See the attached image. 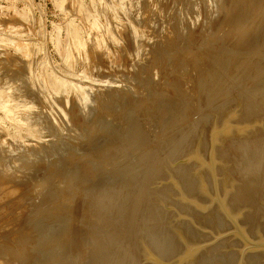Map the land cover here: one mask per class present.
Listing matches in <instances>:
<instances>
[{"label": "rangeland", "instance_id": "obj_1", "mask_svg": "<svg viewBox=\"0 0 264 264\" xmlns=\"http://www.w3.org/2000/svg\"><path fill=\"white\" fill-rule=\"evenodd\" d=\"M144 1L145 7L141 0H0V174L14 176H0V264H18L12 255L18 246L40 261L49 252L57 264H77L69 230L87 246L92 219L85 199L108 198L113 152L130 129L157 38L167 29L180 47L197 48L236 6L235 0ZM248 2L263 46L264 0ZM52 188L56 198L47 192Z\"/></svg>", "mask_w": 264, "mask_h": 264}, {"label": "water", "instance_id": "obj_2", "mask_svg": "<svg viewBox=\"0 0 264 264\" xmlns=\"http://www.w3.org/2000/svg\"><path fill=\"white\" fill-rule=\"evenodd\" d=\"M113 172L104 264H264V49L248 0L197 48L162 31Z\"/></svg>", "mask_w": 264, "mask_h": 264}, {"label": "bare ground", "instance_id": "obj_3", "mask_svg": "<svg viewBox=\"0 0 264 264\" xmlns=\"http://www.w3.org/2000/svg\"><path fill=\"white\" fill-rule=\"evenodd\" d=\"M141 1H143V6L144 5H146L147 3L144 1V0H141ZM149 1V0H148ZM242 1H244V0H235V2H236V5L237 4H239L240 2H242ZM144 2L146 3V4H144ZM139 3H142V2H139ZM145 7V6H144ZM253 9V8H252ZM179 10V9H178ZM230 10V9H229ZM229 10H227V11H229ZM233 10V9H232ZM153 11V10H152ZM226 11V13H227V15H226V17L228 16V12ZM229 12H231V11H229ZM179 13V12H178ZM230 14V13H229ZM143 15V14H142ZM145 15H147L146 13H145ZM160 16V15H159ZM165 17H166V15H165ZM143 19V18H142ZM151 20V19H150ZM170 20V19H169ZM164 21V20H163ZM166 22V21H165ZM171 24V23H170ZM181 24V23H180ZM177 26V25H176ZM148 27V26H147ZM163 27V26H162ZM257 30H258V27H257ZM151 31V30H150ZM151 34V33H150ZM153 34V33H152ZM188 35V34H187ZM151 36V35H150ZM155 45V44H154ZM155 47V46H154ZM153 48V47H152ZM151 48V49H152ZM146 49V48H145ZM263 49H264V45H263ZM150 50V49H149ZM151 51V50H150ZM155 52V51H154ZM152 54H154L153 53V51L151 52ZM150 53V54H151ZM151 54V55H152ZM149 57H151L152 58V56H149ZM154 57V56H153ZM152 60V59H151ZM147 61H148V57H147ZM141 62H143V61H141ZM150 62V61H149ZM147 63V62H146ZM151 63V62H150ZM150 63H148V64H146V65H149ZM153 63V62H152ZM144 64V63H143ZM154 64V63H153ZM151 66L150 67H153L152 66V64H150ZM142 66V65H141ZM140 66V67H141ZM144 66H145V64H144ZM140 67L138 66V68L140 69ZM144 69V68H143ZM147 69V68H146ZM149 69V68H148ZM147 69V70H148ZM152 69V68H151ZM142 71V70H141ZM140 71V72H141ZM144 71H146V70H144ZM144 71H143V73H144ZM149 72H150V69L148 70ZM9 72V71H8ZM7 73V72H6ZM12 73V72H11ZM138 73V72H137ZM146 73V72H145ZM5 74V73H4ZM15 74H17V73H15ZM139 74V73H138ZM10 75V74H9ZM18 75H19V73H18ZM141 75V74H140ZM147 75H149L148 73H147ZM136 76H137V74H136ZM134 77H135V75H134ZM139 78V76H137V79ZM23 79V78H22ZM133 79H135V78H133ZM10 80V79H9ZM20 80V79H19ZM32 80V79H31ZM145 80V79H144ZM144 80L142 79V81L144 82ZM8 81V80H7ZM11 81V80H10ZM13 81V80H12ZM62 88V87H61ZM87 88V87H86ZM50 89V88H49ZM58 90H60V88L58 89ZM45 91V90H44ZM90 92V91H89ZM59 93H60V91H59ZM58 93V94H59ZM76 93V92H75ZM87 93V92H86ZM88 94V93H87ZM46 95V94H45ZM74 95V94H73ZM86 97H88V96H85V98ZM105 98V97H104ZM89 99V98H88ZM106 99V98H105ZM111 99V98H110ZM85 100H87V99H85ZM95 101V100H94ZM101 101H103V100H101ZM104 101H107V100H104ZM103 101V102H104ZM109 101V100H108ZM80 102V101H79ZM85 102V101H84ZM87 102H88V100H87ZM87 102H85V103H87ZM105 103V102H104ZM91 105V104H90ZM135 105V104H134ZM97 106H99L98 104H97ZM91 107V106H90ZM100 107V106H99ZM98 110V109H97ZM84 112V111H83ZM21 114V113H20ZM29 114V113H28ZM21 117L23 118V116L21 115ZM27 117V116H26ZM32 117V116H31ZM24 119V118H23ZM37 121H39V120H37ZM47 121V120H46ZM104 121V120H103ZM42 122V121H41ZM72 122V121H71ZM127 122V121H126ZM40 124V123H39ZM40 125H43V123H41ZM95 125V124H94ZM97 125V124H96ZM42 127V126H41ZM38 128V127H37ZM40 129V128H39ZM44 129V128H43ZM94 129V128H93ZM96 130V129H95ZM39 131V130H38ZM92 131V130H91ZM41 132H43V131H41ZM47 132V131H46ZM89 132V131H88ZM91 134V133H90ZM26 136V135H25ZM123 140V139H122ZM119 141V140H118ZM121 141V140H120ZM72 142V141H71ZM117 144V143H116ZM71 145V144H70ZM108 145V144H107ZM118 145V144H117ZM60 146V145H59ZM106 148V147H105ZM100 150V149H99ZM102 150V149H101ZM105 154V153H104ZM38 155V154H37ZM41 155V154H40ZM89 165L90 164H88V165H84V166H88L89 167ZM84 166H83V168H84ZM90 167H91V165H90ZM90 167H89V171H90ZM80 168H82V167H80ZM82 168V169H83ZM86 168V167H85ZM84 168V169H85ZM85 172H86V170H85ZM87 173H89L88 171H87ZM86 173V174H87ZM12 174H13V172L11 171V172H9V171H7V172H5V173H2V174H0V176H4V175H6V176H8L9 178H12V177H14V176H12ZM0 179H2L1 177H0ZM74 179L72 178L71 179V177H68V178H66L65 179V184H67V185H69V186H71V185H73L74 184ZM19 187V186H18ZM80 187H81V185H80ZM54 188V187H53ZM53 188H52V190H53ZM79 188V187H78ZM77 188V189H78ZM18 189V188H17ZM20 189V188H19ZM49 189H51V188H49ZM102 189H105V188H100V190H99V193H100V191L102 190ZM50 191V190H48L47 192H49L50 194H51V196L52 197H57V196H59V192L58 191H55V190H53V191ZM103 191V190H102ZM46 191H44V193H45ZM61 192V191H60ZM84 192V191H83ZM82 192V193H83ZM49 193H48V196H49ZM70 194H72L71 192H69ZM69 193H67V195L69 194ZM97 193V192H96ZM42 194H43V192H42ZM66 193L64 192L63 193V195H65ZM69 194V195H70ZM44 195H47V193H45ZM74 196H75V194H73ZM72 195V197H74ZM107 194H104V193H100V194H91V196L89 197V198H92V200L89 202L88 201V199H85L83 196V199H81V202H83V200L85 199V201L87 200V202L86 203H88L89 204V206L88 205H85V211H87L86 209H88L89 207H90V216H89V214H87L88 215V218H90V219H92L91 220V224H90V226L88 227V231H89V237L87 236L88 235V232H87V239L88 238H90L88 241H87V243H86V247H80V246H82V244L80 245V243L78 244V243H76V241H75V239H76V233H75V231H72L71 232V230H69V233L70 234H72L73 236V244H74V251H75V253H76V256H77V264H85L84 263V261L87 263L88 261L87 260H89V259H87L88 257H89V255H88V257H86L87 256V253H89V254H91L92 255V259L91 260H93L92 262H91V264H104V261H105V225H106V222H105V218H103V213H105V210H103V208L107 205V204H105V206H104V204H103V200H106V199H108V198H106L105 199V196H106ZM81 196V195H80ZM71 197V198H72ZM81 197V198H82ZM107 197V196H106ZM47 198H50L51 199V197L49 196V197H47ZM104 198V199H103ZM75 199V198H74ZM73 199V200H74ZM68 201V200H67ZM84 201V202H85ZM108 201V200H107ZM106 201V202H107ZM83 202V203H84ZM67 205H69V203L67 202L66 203ZM71 205V204H70ZM69 205V206H70ZM68 207V206H67ZM84 207V206H83ZM88 207V208H87ZM60 208V207H59ZM59 208H57V210H55L54 212H52V215H56L57 213H58V209ZM64 208H66V207H64ZM77 208V207H76ZM105 208H107V207H105ZM104 208V209H105ZM63 209V208H62ZM75 210V209H74ZM104 212H103V211ZM2 211V210H1ZM80 211V210H79ZM85 211H83V213L85 212ZM54 213V214H53ZM82 213V212H81ZM86 214H83V215H81L80 217L81 218H85V216L84 215H86ZM2 216V215H1ZM0 216V217H1ZM4 216V215H3ZM2 216V217H3ZM58 216V214L56 215V217ZM59 216L61 217V215H60V213H59ZM63 216V215H62ZM84 216V217H83ZM53 217V219H56V217H54V216H52ZM63 217H65V216H63ZM87 217V216H86ZM92 217V218H91ZM66 218V217H65ZM69 218V217H68ZM67 218V219H68ZM75 218V217H74ZM81 218H80V221H81ZM87 218V220H90V219H88ZM87 220H85V221H87ZM77 221V220H76ZM82 221H83V219H82ZM102 221H104V225H103V227L100 225V223L99 222H102ZM88 222V221H87ZM79 223H81V222H79ZM78 223V224H79ZM90 223V222H89ZM97 223V224H96ZM82 224H84V225H86L85 223H82ZM74 225V224H73ZM79 226H80V224H79ZM87 226H88V224H87ZM86 226V227H87ZM73 227H75V226H73ZM82 228H83V225L81 226ZM86 227H85V229H86ZM79 228V227H78ZM84 229V228H83ZM32 230H34L33 228H32ZM74 230V229H73ZM30 231V230H29ZM35 231V230H34ZM33 231V232H34ZM79 231V230H78ZM81 231H83V230H81ZM13 233V232H12ZM35 233H36V231H35ZM34 233V235L36 236L37 234H35ZM79 233V232H78ZM85 233V232H84ZM25 234V233H24ZM31 234H33L32 232L31 233H29V235H31ZM64 234V233H63ZM82 234V233H81ZM28 235V236H29ZM34 236V237H35ZM52 236V235H51ZM61 236V235H60ZM27 237V236H26ZM80 237V236H79ZM85 237V236H84ZM32 238H33V236H32ZM54 238H56V237H54ZM58 238V237H57ZM61 238V237H60ZM83 238V237H82ZM71 239V242H72V238H70ZM57 240V239H56ZM56 240L55 239H53V240H51L52 242L53 241H55L56 242ZM85 240V239H84ZM25 241V240H24ZM51 241H48L49 243L51 242ZM59 241V240H58ZM62 241V240H61ZM81 241V240H80ZM82 241H83V239H82ZM54 242V243H55ZM86 242V241H85ZM84 242V243H85ZM17 243V242H16ZM27 243V242H26ZM45 243H46V241H45ZM54 243H51V244H54ZM56 243H58V242H56ZM61 243V242H60ZM83 243V242H82ZM24 244V243H23ZM62 244V243H61ZM71 244V243H70ZM49 246V247H51L48 243H46V244H44V246ZM60 245V244H59ZM80 245V246H79ZM27 246H30V245H28L27 244ZM54 246H55V244L52 246L53 248H54ZM21 247H23V246H21ZM25 247H26V245H25ZM48 247V248H49ZM17 248V247H16ZM15 248V250L13 251V253H12V255H13V257L15 258V260L17 261V263L18 264H29V261H32V259L34 260V262H33V264H57V261H56V259H55V257H54V259L52 258V257H50L49 256V252H48V255H47V257H46V259L45 260H43V261H40L39 259H37V258H35V257H33L32 255H31V253H30V249H28L27 247V249L26 248H23V249H19V246H18V249H16ZM47 248V247H46ZM50 250H51V252H53V250L51 249V248H49ZM32 251H35V252H38V250H35V249H32ZM70 252V251H69ZM68 252V253H69ZM71 254V253H70ZM52 255V254H51ZM55 255V254H54ZM72 255V254H71ZM70 255V256H71ZM57 256V255H56ZM74 257V256H73ZM85 257H86V259H85ZM70 258V257H69ZM75 258V257H74ZM89 258H91V257H89ZM61 260V259H60ZM74 260V259H73ZM84 260V261H83ZM90 260V261H91ZM83 261V262H82ZM90 261L88 262V263H90ZM72 263H75V262H72ZM60 264H61V262H60ZM68 264H71V261H70V263H68Z\"/></svg>", "mask_w": 264, "mask_h": 264}]
</instances>
